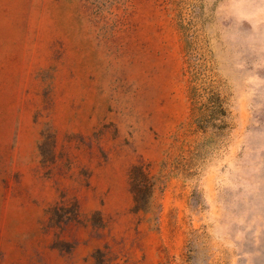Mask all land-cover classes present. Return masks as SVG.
Here are the masks:
<instances>
[{
    "label": "rangeland",
    "instance_id": "374dc122",
    "mask_svg": "<svg viewBox=\"0 0 264 264\" xmlns=\"http://www.w3.org/2000/svg\"><path fill=\"white\" fill-rule=\"evenodd\" d=\"M0 264H264V0H0Z\"/></svg>",
    "mask_w": 264,
    "mask_h": 264
},
{
    "label": "trees",
    "instance_id": "16d2710c",
    "mask_svg": "<svg viewBox=\"0 0 264 264\" xmlns=\"http://www.w3.org/2000/svg\"><path fill=\"white\" fill-rule=\"evenodd\" d=\"M52 139V135H46L45 141L41 145L42 153L46 158L49 154L47 147L52 144ZM151 168L152 163L146 160H140L131 168L130 179L135 200L134 212L136 213L149 212L152 209V201L160 183V178L152 174ZM50 212L52 215L51 221L57 225L78 216L76 205H74L72 211L62 212L60 207L54 206Z\"/></svg>",
    "mask_w": 264,
    "mask_h": 264
}]
</instances>
